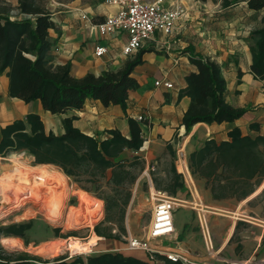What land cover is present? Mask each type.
Here are the masks:
<instances>
[{"label":"crops","instance_id":"0c3cea01","mask_svg":"<svg viewBox=\"0 0 264 264\" xmlns=\"http://www.w3.org/2000/svg\"><path fill=\"white\" fill-rule=\"evenodd\" d=\"M169 4H178L185 9L173 33L166 35L157 31L152 40L146 41L140 50L130 56L123 55V48L128 42L126 33L102 37L93 25L82 18L83 14H87L96 24L115 14L117 9L108 5L106 0H50L46 8L52 13L55 23L50 36L56 41V61L59 64L69 63L74 76L82 78L87 74L118 71L129 60H141L133 71L139 87L129 96L126 114L119 106L104 107L98 101H88L82 111L69 113L77 116L75 126L92 136L107 129H119L127 136L129 117H148L151 126L145 127L143 147L138 152L126 151L123 154V158L139 157L145 163L136 190L143 181L147 184L149 195L155 190L161 191L155 186L151 172H154L156 182L159 180L162 183L167 176L172 180L170 172L176 170L184 178V187L193 195L190 188L195 184L188 166V155L197 146L207 139L218 142L228 140V132L234 127H238L243 135H264V81L251 72L252 43L248 41L249 34L261 27L264 11H251L244 2L229 8H222L220 1L213 0H169ZM98 45L107 48L102 57L95 55ZM192 56L210 58L220 65L227 82L228 102L234 107L248 109L241 119L221 125L199 123L186 133L182 121L191 99L181 96V93L187 86L186 76L196 70L191 62ZM157 81H168L173 88L158 87L155 85ZM30 113L39 114L47 128L54 132L53 126H48L47 122H58L59 131L56 133L62 132V116L45 112L40 101L25 103L10 97L9 78L6 72L0 73V140L4 127ZM253 123L259 124V133L250 129ZM0 159L5 160L6 157ZM169 163L170 172L166 171ZM203 185L199 182L208 208L217 210L208 213L217 254L215 257L206 254L201 236L200 241H196L197 236L187 227L189 222L186 218L182 225L175 220V244L200 262L264 264V195L261 196L264 181L241 202L214 201ZM198 199L201 198L198 196ZM223 210L234 211L218 213L225 212ZM241 214L254 218L256 222L238 218ZM128 236L135 237L129 229L125 239ZM112 244L115 250L146 260L147 255L143 251L130 252L125 248L127 244L113 242L109 245ZM158 264L164 262L160 260Z\"/></svg>","mask_w":264,"mask_h":264},{"label":"trees","instance_id":"16d2710c","mask_svg":"<svg viewBox=\"0 0 264 264\" xmlns=\"http://www.w3.org/2000/svg\"><path fill=\"white\" fill-rule=\"evenodd\" d=\"M243 2L251 11H264V0H221V6L229 8ZM1 4L0 73L6 72L9 78V96L25 103L40 101L45 112L63 118L61 133L49 130L37 113L16 119L1 131L0 157L25 153L32 157L35 166H56L86 191H89L88 184L97 188L102 183L114 187V195L104 198L105 221L122 222L130 193L120 202L121 195L116 187L135 182L137 177L131 172L134 166L141 164L140 170L145 167L139 157L130 160L123 158V154L138 152L143 147L144 130L151 126L150 120L146 116H141V120L129 117L127 136L119 129H107L92 136L78 129L75 126L77 116L69 113L82 111L88 101H98L104 107L119 106L126 114L129 96L139 87L133 71L141 60H129L118 71L108 70L100 75L87 74L78 78L72 74L69 63H57L56 41L50 36V31L55 29L53 16L39 0H17L14 7L5 0H0ZM261 23V27L249 34L248 41L252 43L251 72L264 81V17ZM191 62L196 70L186 76L187 86L181 93L191 99L182 121L186 133L199 123L221 125L241 119L248 109L234 107L228 102L227 82L220 65L210 58L194 56ZM250 129L260 132L257 123L251 124ZM188 166L197 183L203 182L212 200H246L264 181V135H243L234 127L228 132V140L207 139L197 146L188 155ZM174 172L173 183L167 189L170 194H176V188L182 192L186 189L179 183L181 175ZM113 209L117 210L118 218L110 216ZM32 227L33 221L0 224V240L2 237L24 238ZM121 230L126 233L124 227ZM95 232L101 237L118 238L111 230L96 227ZM25 256L14 258L0 244V264H23L25 260L34 259ZM60 260L45 264H153L148 257L143 260L121 251L95 253L70 262Z\"/></svg>","mask_w":264,"mask_h":264},{"label":"rangeland","instance_id":"374dc122","mask_svg":"<svg viewBox=\"0 0 264 264\" xmlns=\"http://www.w3.org/2000/svg\"><path fill=\"white\" fill-rule=\"evenodd\" d=\"M5 1L13 7L17 4V0ZM49 1L50 0H39V2L45 7ZM219 1L221 3V0ZM47 123L48 126L52 125L56 132L59 131L58 122L51 123L48 121ZM133 158L134 157H131L130 160ZM0 160V189L6 188L5 195L10 199L4 200L2 197H0V224L9 225L13 223L33 221L32 229L25 234L24 238H1L0 244L4 246L14 258L25 256L27 254L28 257L26 255V258H35L49 263L56 262L57 259L61 258L63 248L68 247L72 242L86 244L95 241L96 236H98L95 232L96 227H99L103 231L111 230L112 234L118 236L116 239L98 236L100 239L97 240L98 243L96 242V244H98L95 250L96 253L118 251L113 248V244H109L113 242L126 244L127 241L125 236L127 235L128 229L135 237L142 238L146 232L151 216L153 202L148 193V187L146 183L142 181L138 189L136 190L135 188L137 181L143 171L140 170L141 164H138L131 169L132 174L137 177L134 183L116 187L118 188V193L121 195L119 199L120 202L125 201L128 193H130V198L128 205L125 207L123 221L116 224H111L105 221L107 213L106 201L104 198L107 195H114V187L107 186L105 183H102L99 188H97L95 185L88 184L87 188H89V191H86L82 189L78 183H75L73 179L65 176V185L58 184L56 181H51V184H48L49 187L37 188L36 191L38 193L36 196L31 197L29 189H26V193L23 191L18 192V189H20V187L22 189L24 186L31 187L33 184L28 185L27 183H21L18 179V176H11L10 173L17 162L20 164L23 172L25 171L27 173L26 176L32 179L33 176L37 175L41 167L35 166L32 157L25 153H15L6 157L5 160ZM141 162L144 167L145 163L143 161ZM166 168V171L170 172V163L166 165ZM46 169L53 173H62L59 168L53 165L46 166ZM19 171L20 170H14V173H18ZM170 173L172 180L168 179L167 176L166 179L161 181L162 183H160L159 180L156 182L155 178L153 177L154 172H151V176L155 186L158 187L162 192L175 198L178 197L180 200L187 202L183 204V206H178L176 208L174 218L179 222V225H182L186 218L187 222H189L187 227L190 230H193L194 234H196V241H200L197 212L195 209H193V200L194 198L198 199L199 196L203 204L209 207L205 201L202 186L200 187L199 183H197V181L192 176L195 185L193 187L192 183L191 189L194 196L191 194L189 189H184L185 191L181 192L182 190L180 188H176V194H170L167 189H170L173 183L175 172L171 170ZM31 179L29 180L30 182L33 181ZM179 183L185 184L184 178L182 176L179 177ZM83 195L91 197L95 203L99 202V209L95 211L93 206L83 205V201L81 199V196ZM13 202H18L20 207L15 208L13 206ZM48 209H57L54 210L55 212L57 211L56 216H51ZM76 211L78 213L72 217V214ZM208 211L215 212L217 210H211L208 208ZM223 211L225 212L218 213L225 214L234 210ZM99 213L103 214L102 220L98 219ZM186 214L187 217H185ZM110 216L118 218L117 210L113 209L110 213ZM84 221L89 226L86 225L78 228L77 225H81ZM121 227L125 228L126 233H123ZM69 237H72V239L67 240ZM4 239H16L18 243L7 244L3 241ZM172 244L175 245V242ZM54 245L57 246V250L55 249L52 252L53 254L41 253L42 249Z\"/></svg>","mask_w":264,"mask_h":264},{"label":"built area","instance_id":"2783aa9c","mask_svg":"<svg viewBox=\"0 0 264 264\" xmlns=\"http://www.w3.org/2000/svg\"><path fill=\"white\" fill-rule=\"evenodd\" d=\"M106 3L115 7L117 11L115 14L108 16L103 22L93 24L87 14H83L82 18L88 21L90 25H93L102 37L118 32L126 33L128 42L123 48V55L125 56H130L140 50L146 41L153 39L157 31L166 35L172 34L177 22L185 14L183 6H170L169 0H106ZM16 13L15 11L14 15ZM106 53V47L96 46V56L102 57ZM155 85L158 87L164 86L168 89L173 88V84L168 81H157ZM137 119L141 120L142 117L139 116ZM150 198L153 202V209L146 232L142 238L128 236L126 238V250L130 252H145L148 260L153 264H158L160 260H168L180 264H216L214 262L197 261L190 252L176 244H172L176 243L177 240L174 218L176 208L183 206L187 202L157 190L150 193ZM13 206L17 208L20 207V204L15 202ZM193 209L197 212L198 227L204 250L208 256L215 257L217 250L207 215L209 213L208 207L201 200L194 199ZM102 216L103 214L99 213L98 219L102 220ZM238 218L256 222L254 218L245 214H241ZM86 225L89 226L84 221L77 227ZM71 239L72 237L67 238V240ZM69 246L63 248L60 261L70 262L79 257L86 259V257L96 253L95 250L98 244L92 246L88 252L72 251ZM45 263L47 262L34 258L25 260L23 264Z\"/></svg>","mask_w":264,"mask_h":264},{"label":"bare ground","instance_id":"6f19581e","mask_svg":"<svg viewBox=\"0 0 264 264\" xmlns=\"http://www.w3.org/2000/svg\"><path fill=\"white\" fill-rule=\"evenodd\" d=\"M14 170H20V171L18 173H14ZM10 174H11V176H18V179L20 180L21 183H24V184L27 183L28 185L29 184H33V186H31V187L24 186V188L21 189V187H20V189H18V192H20V191L22 192L23 191L25 193H26V189L27 190L29 189V193H30V196L31 197L32 196H36V194L38 193L36 191L37 188H40V187L47 188V187H49L48 184H51L50 183L51 181H56V182H58V184L65 185V175L64 174H62L60 172L59 173L58 172L53 173V172L49 171L48 169H46V167H44V166H41V169L39 170V172L37 173V175L33 176L32 179H31V178H28L26 176L27 173L25 171L23 172V170L20 167V164L16 162V165H14V168L11 171ZM30 179L33 180V181L30 182L29 181ZM9 180H11V179H9ZM5 189H3V188L0 189V197H2L4 200H8L9 198H7V196L5 195V192H6ZM81 199L83 201V205H85V206L86 205L93 206V208H94L95 211L99 209V202H96L95 203L93 201V199H91V197H89L87 195H83V196H81ZM54 210H57V209H54ZM54 210L53 209H51V210L48 209L49 214L51 216H56L57 211L55 212ZM77 213H78L77 211L74 212L72 214V217L75 216ZM99 239L100 238L96 236V240L95 241H93L91 243H86V244L72 242L70 244L69 248L72 251H76V252H88L90 250L91 246H94L96 244L97 240H99ZM3 241L5 243H7V244L8 243L9 244L18 243V241L16 239L15 240L4 239ZM56 247L57 246L54 245V246H51V247H48V248H44V249H42L41 253H49L50 254V253H52L56 249Z\"/></svg>","mask_w":264,"mask_h":264}]
</instances>
